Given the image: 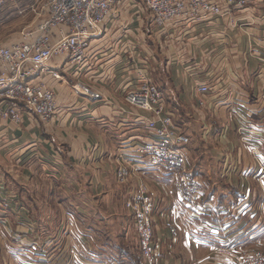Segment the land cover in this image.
I'll list each match as a JSON object with an SVG mask.
<instances>
[{
    "label": "crops",
    "instance_id": "1",
    "mask_svg": "<svg viewBox=\"0 0 264 264\" xmlns=\"http://www.w3.org/2000/svg\"><path fill=\"white\" fill-rule=\"evenodd\" d=\"M219 1L230 11L161 27L146 7L129 6L91 40L84 66L69 71L64 55L51 61L64 77L45 76L57 117L26 114L20 125L0 118V264H146L125 206L134 184L115 177L121 146L147 133L149 112L124 98L128 83L136 84L134 67L145 61L191 137L189 154L206 189L197 213L178 198L171 171L152 173L160 179L155 264H229L213 250L226 242L264 250L257 175L264 170L239 134L258 130L264 163V0ZM67 78L103 98L86 101Z\"/></svg>",
    "mask_w": 264,
    "mask_h": 264
},
{
    "label": "built area",
    "instance_id": "2",
    "mask_svg": "<svg viewBox=\"0 0 264 264\" xmlns=\"http://www.w3.org/2000/svg\"><path fill=\"white\" fill-rule=\"evenodd\" d=\"M29 10L35 22L24 27L18 40L0 45V118L19 125L24 115L33 114L43 120L57 117L60 108L55 89L45 80L47 74L64 79L50 63L66 56L69 71L85 65L86 50L93 38L101 37L122 17L129 6H144L156 26H165L177 18L200 19L230 11L219 0H36ZM249 0H226L227 4L243 6ZM5 0H0V6ZM150 63L136 65V84L128 83L124 93L129 106L149 112L144 118L147 133L134 143H124L116 157L115 177L120 184H134L125 200L134 228L138 247L146 264H155L159 241L155 236L157 193L146 172L164 168L172 172V182L178 198L200 213L204 209L206 189L195 172L188 145L190 135L170 112L164 91L153 81ZM67 70V71H68ZM77 96L88 102L103 98L80 79L67 78ZM206 93L209 86L199 84ZM124 110V108L122 107ZM241 127L240 138L250 145V154L262 170L259 158L258 130ZM261 171V170H260ZM258 172L264 183V172ZM134 178H137L135 180ZM263 194H264V187ZM264 215V201L261 205ZM215 253L227 256L229 264H264V250L243 252L235 242L216 246Z\"/></svg>",
    "mask_w": 264,
    "mask_h": 264
},
{
    "label": "rangeland",
    "instance_id": "3",
    "mask_svg": "<svg viewBox=\"0 0 264 264\" xmlns=\"http://www.w3.org/2000/svg\"><path fill=\"white\" fill-rule=\"evenodd\" d=\"M36 2H37L36 0H5L3 5L0 6V45H5L12 41L18 40L20 37L21 30L24 27L35 22L36 15L32 13L29 10V8L31 4L36 3ZM161 169L165 170L164 168H161ZM156 170H159V169H154L152 172L151 171L146 172V176H147L146 178L150 180L151 185L153 186V189L155 192L158 187L156 188L154 183L156 185H159L157 181H160V179L157 178V175L152 174ZM134 179L137 180V178H134ZM127 211L129 212L128 209ZM132 224L134 225L133 219H132ZM136 236H137V233H136ZM137 252L139 253L140 249ZM141 258L144 262L142 255H141Z\"/></svg>",
    "mask_w": 264,
    "mask_h": 264
}]
</instances>
